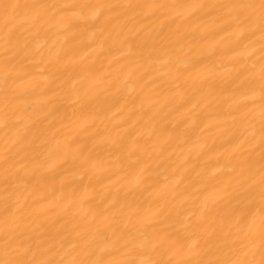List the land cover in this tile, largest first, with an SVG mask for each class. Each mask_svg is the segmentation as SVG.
Segmentation results:
<instances>
[{
    "label": "snow or ice",
    "instance_id": "snow-or-ice-1",
    "mask_svg": "<svg viewBox=\"0 0 264 264\" xmlns=\"http://www.w3.org/2000/svg\"><path fill=\"white\" fill-rule=\"evenodd\" d=\"M149 84L148 121L197 96L217 132L190 194L158 187L148 140L200 114L145 138ZM0 264H264V0H0Z\"/></svg>",
    "mask_w": 264,
    "mask_h": 264
},
{
    "label": "bare ground",
    "instance_id": "bare-ground-1",
    "mask_svg": "<svg viewBox=\"0 0 264 264\" xmlns=\"http://www.w3.org/2000/svg\"><path fill=\"white\" fill-rule=\"evenodd\" d=\"M110 2H119V0H110ZM174 2H185V0H174ZM141 28V23L131 22L128 23L127 27L124 29V34L128 36L129 40H135L137 37L135 36L136 31ZM141 35H145L144 32ZM153 39H158L155 33L151 34ZM187 45V41L185 42ZM125 48H122L121 51H125ZM100 51L99 41L96 44H89L85 46L82 50V55L87 54L88 58L91 59L96 56V54ZM194 53L203 52L205 57V62H215L220 63V53L217 52H209L207 49H199L193 48ZM241 55H243V50H238ZM192 53H189L191 55ZM258 55V53H257ZM186 58V57H185ZM105 63V68H107V61ZM115 67V65H113ZM228 64L225 62L221 71H225L228 68ZM132 84V81L128 82ZM79 86V85H78ZM152 89V84H149L145 89V94L150 96L151 101H154L155 104L152 107L151 111H148L146 115H144L143 119H141L139 124L135 125V129L143 132L145 134V138H147L148 132L151 129L155 128L158 132L163 129L167 131L181 132L186 125L190 124L191 121L187 119V117L191 116L192 113H199V119L197 125L192 127L187 139L181 137L178 140H175L170 144V146H166V148L160 152L159 145L157 143V138L152 137L151 140H148V144L151 146L150 150H155L158 152L157 155H154L153 159L156 161L152 164L151 171H153L158 180V187L164 188L165 185H175L179 182V187L184 188L186 185L191 184L188 188V192L186 194H190L192 190L196 187L194 181L197 178V173L201 172L204 169L207 172H211L214 167V153L215 147L211 152H208L206 155L197 156L198 145L201 140H206L210 145L213 141H216V144H219V140L216 139L217 132L215 129L212 130H204L205 125L208 123L206 119H204L203 113L207 111V109L203 108V105L198 103V97L192 96L186 101L177 102L175 104H169L167 108L164 109V112L161 113V117H157L152 121H148V116L152 114L161 104L165 103V98L163 94L160 96L153 95L150 90ZM128 91L135 95L136 92L129 87ZM120 105H116L115 107L110 108L106 112L102 114V118L105 123L115 124L120 121H126L127 123L124 126L132 125L135 116L129 117L128 110L120 112L116 115L117 108ZM139 115V114H137ZM213 157V158H209ZM187 160V163L184 161ZM159 161H163V163H159ZM159 163V166H157ZM185 168L188 171H185ZM132 179L131 175L126 174L124 171H116L115 175L111 177V181L115 182V187L119 188L120 185L127 183ZM185 215L187 213H184ZM177 228L180 225H176Z\"/></svg>",
    "mask_w": 264,
    "mask_h": 264
}]
</instances>
